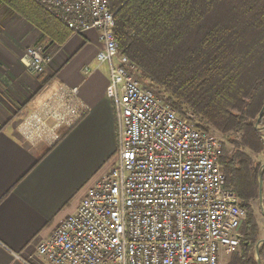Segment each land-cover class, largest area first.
Returning <instances> with one entry per match:
<instances>
[{
	"label": "built area",
	"instance_id": "2783aa9c",
	"mask_svg": "<svg viewBox=\"0 0 264 264\" xmlns=\"http://www.w3.org/2000/svg\"><path fill=\"white\" fill-rule=\"evenodd\" d=\"M37 1L72 32L99 31L97 58L110 66L107 95L119 132L109 170L37 243V252L48 264H220L223 250L241 244L246 218L240 197L227 186L222 139L140 81L120 51L108 0ZM21 59L40 76L52 55L39 45L26 48ZM77 94L78 88L60 85L24 118V134L59 139L87 112Z\"/></svg>",
	"mask_w": 264,
	"mask_h": 264
},
{
	"label": "trees",
	"instance_id": "16d2710c",
	"mask_svg": "<svg viewBox=\"0 0 264 264\" xmlns=\"http://www.w3.org/2000/svg\"><path fill=\"white\" fill-rule=\"evenodd\" d=\"M63 42L71 33L37 0H0ZM115 13L120 51L148 84L194 124L228 133L221 164L227 186L246 209L241 249L230 264H258L260 229L251 200L259 199L263 162L247 149L264 153V135L255 123L264 106V0H108ZM261 125H264V114ZM69 129H62L61 136ZM264 183V172H263ZM264 194V187H263ZM236 248V247H235ZM264 264V244L260 248Z\"/></svg>",
	"mask_w": 264,
	"mask_h": 264
},
{
	"label": "crops",
	"instance_id": "0c3cea01",
	"mask_svg": "<svg viewBox=\"0 0 264 264\" xmlns=\"http://www.w3.org/2000/svg\"><path fill=\"white\" fill-rule=\"evenodd\" d=\"M39 45L52 55L40 76L21 59ZM102 48L97 29L57 42L0 1V264H48L37 243L115 160L118 123L107 95L110 66L97 58ZM60 85L78 88L86 114L47 146L28 142L24 118Z\"/></svg>",
	"mask_w": 264,
	"mask_h": 264
},
{
	"label": "rangeland",
	"instance_id": "374dc122",
	"mask_svg": "<svg viewBox=\"0 0 264 264\" xmlns=\"http://www.w3.org/2000/svg\"><path fill=\"white\" fill-rule=\"evenodd\" d=\"M210 132L217 135L219 138H221L223 143L226 145L227 148H231V149L233 148V145L228 142V138H227L228 133L223 132L221 130H218L215 127H211ZM261 133L264 135V130L261 131ZM59 135L61 137V133H59ZM23 136H24L25 140H27L28 142H30V141L35 142V140H36L39 144H42L45 146L53 143L57 139V138L54 139V137L51 139H42V138L39 139L33 135L31 137H27L24 134H23ZM247 152L251 154V156L253 157L254 160L264 162V153H256L250 149H247ZM115 159H116V156H115ZM251 204H252V207L255 211L256 218L258 221V225H259V229H260V234H259L260 239H262V238H264V213H263V210L261 208L260 200L259 199H253V200H251ZM239 249H241V244L236 248L229 247V248H226L225 250H223L221 253V256H220V264H230V261L232 260L233 254L236 251H238Z\"/></svg>",
	"mask_w": 264,
	"mask_h": 264
},
{
	"label": "water",
	"instance_id": "95a60500",
	"mask_svg": "<svg viewBox=\"0 0 264 264\" xmlns=\"http://www.w3.org/2000/svg\"><path fill=\"white\" fill-rule=\"evenodd\" d=\"M263 114H264V106H263L262 110L260 111L259 116L257 118V121L255 123V129L258 130L259 132L264 130V125L260 124ZM263 172H264V162L262 163V165L260 167V172H259V184H260L259 200H260L261 208H262L263 213H264ZM263 244H264V238L260 239L255 246V255H256V259H257L258 264H262V260H261V256H260V248Z\"/></svg>",
	"mask_w": 264,
	"mask_h": 264
}]
</instances>
